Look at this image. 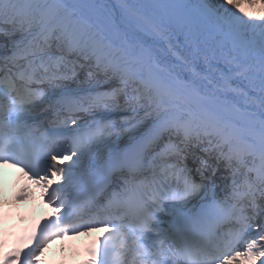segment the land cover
Segmentation results:
<instances>
[{"label":"snow or ice","instance_id":"1","mask_svg":"<svg viewBox=\"0 0 264 264\" xmlns=\"http://www.w3.org/2000/svg\"><path fill=\"white\" fill-rule=\"evenodd\" d=\"M0 164L54 209L0 264L99 229L91 264H264V15L0 0Z\"/></svg>","mask_w":264,"mask_h":264},{"label":"rangeland","instance_id":"2","mask_svg":"<svg viewBox=\"0 0 264 264\" xmlns=\"http://www.w3.org/2000/svg\"><path fill=\"white\" fill-rule=\"evenodd\" d=\"M244 8H246L250 12H253L254 14L264 15V10L261 9V5L260 4L256 5L255 7H250L249 4H248Z\"/></svg>","mask_w":264,"mask_h":264},{"label":"bare ground","instance_id":"3","mask_svg":"<svg viewBox=\"0 0 264 264\" xmlns=\"http://www.w3.org/2000/svg\"><path fill=\"white\" fill-rule=\"evenodd\" d=\"M240 4L242 7H245L246 5L249 4L250 0H239ZM260 3H257L256 5H259ZM66 163V162H65ZM70 163V162H68Z\"/></svg>","mask_w":264,"mask_h":264}]
</instances>
